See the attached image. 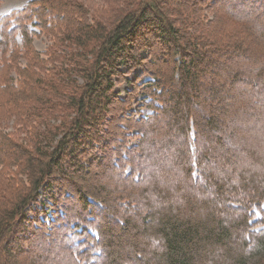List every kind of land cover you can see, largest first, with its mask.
Returning <instances> with one entry per match:
<instances>
[{
	"label": "trees",
	"instance_id": "1",
	"mask_svg": "<svg viewBox=\"0 0 264 264\" xmlns=\"http://www.w3.org/2000/svg\"><path fill=\"white\" fill-rule=\"evenodd\" d=\"M91 8L32 0L0 18V264L32 240L56 249L26 264H120L119 249L132 264H264V0ZM139 68L150 81L121 99L116 79Z\"/></svg>",
	"mask_w": 264,
	"mask_h": 264
},
{
	"label": "rangeland",
	"instance_id": "2",
	"mask_svg": "<svg viewBox=\"0 0 264 264\" xmlns=\"http://www.w3.org/2000/svg\"><path fill=\"white\" fill-rule=\"evenodd\" d=\"M30 1H32V0H0V18L8 16L15 11L24 9ZM72 1L82 2L83 4H86L88 7H90V8L92 7L91 9H93V10L95 9L98 12L102 9L103 6H105L106 4H109V2H110V0H72ZM49 11H50L49 9L46 11L47 17H50V15L53 16L52 11L50 13H48ZM18 41H19V38H18ZM49 42H50L49 39H47L44 36L40 37V38H35L34 39V47L39 52H45L47 46L49 45ZM142 45H144V44L142 43ZM142 47H143V49H147V48H145V46H142ZM142 57L147 59L148 53L146 50H144V52L142 53ZM243 68H244V66H243ZM122 71L125 72L124 69H122ZM148 81H150V78L148 76L144 75L143 71L140 68L135 69V70L131 71V73L130 72H129V74L125 73L119 79H116L117 83L115 86V91H116V93H118V95L120 96L121 99L125 100L128 92L133 90L135 85L142 84V83H145ZM256 92H258V97L256 98V100H257L258 104H260V107L257 110V112L264 111V108L261 107V104L262 105L264 104V81L261 83V85L259 86V90H257ZM139 100L141 102V100H143V97L140 98ZM139 106H142V103H140ZM141 113L143 115H149V114H151V111H150V109L144 108L141 110ZM262 119H263L262 121H264V115L262 116ZM13 124H14L13 121H11V122H8L7 124L3 125V129H4L3 131L4 132H13L12 131L13 130ZM116 124L117 123L115 122L113 126H116ZM1 127H2V125H1ZM1 146H2V142H0V148H1ZM260 148H262V147H260ZM83 157H84V159L89 158V156L87 154H85ZM92 172L96 178L99 176L107 177L106 180H104V181H101L102 179L99 177L98 179L100 181L98 182V184L103 183L106 186L109 181H112L114 179L113 174L108 171V162L106 160H103L102 166L98 165V166H96V168L93 167ZM233 175H236V172H233ZM242 175H243V172L242 173L238 172L237 176L239 177V179H243ZM109 176H110V178L108 179ZM94 182H96L95 179H94ZM63 186H65V187H62V188L65 190H68V192L74 190V188L72 186L66 185V183H65V185L63 184ZM63 197L64 196H62V198ZM110 201H111V199H109V198L106 199V203L107 202L109 203ZM64 202H63V204H64ZM68 204L71 206V208H70L71 213L82 210L81 207L76 202H74L72 200H69ZM261 209L262 210H260V211L259 210L255 211L254 222H256L258 219L262 218V214L264 211V204H263ZM228 217L232 220H236L237 218H240L241 216H240V212H237L234 214L228 213ZM42 218H43V216H42ZM260 228H264V227L263 226L258 227L257 229H260ZM28 229L31 230L30 227ZM37 236H40V233H38ZM32 241L33 242L31 244L29 243V246L31 247V250H32L30 255L29 256H26V255L19 256L21 264L28 263V260H29L28 257H30V256H33V257L35 256L36 258L39 256H42L43 254H45V250L47 248H51V250L56 249L55 245L52 244L53 246H50L49 242H41L40 243V241H34V240H32ZM68 257H70V256L66 255L65 253L64 254H62V253L56 254V255H54V258H53L54 260H52V262L50 264H73L68 259ZM114 259H117L118 262H120V264H132L133 263L131 254L128 250L126 251L123 249H119V251L116 253Z\"/></svg>",
	"mask_w": 264,
	"mask_h": 264
}]
</instances>
